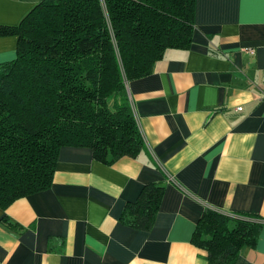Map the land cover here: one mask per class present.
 <instances>
[{
    "label": "crops",
    "instance_id": "crops-1",
    "mask_svg": "<svg viewBox=\"0 0 264 264\" xmlns=\"http://www.w3.org/2000/svg\"><path fill=\"white\" fill-rule=\"evenodd\" d=\"M40 1L0 0V25ZM194 5L190 47L126 84L144 149L104 162L61 147L46 189L0 207V264H213L191 242L207 209L254 218L234 264H264V0ZM17 41L0 35V64ZM146 186L162 188L147 230L120 219Z\"/></svg>",
    "mask_w": 264,
    "mask_h": 264
},
{
    "label": "trees",
    "instance_id": "trees-1",
    "mask_svg": "<svg viewBox=\"0 0 264 264\" xmlns=\"http://www.w3.org/2000/svg\"><path fill=\"white\" fill-rule=\"evenodd\" d=\"M195 0H42L17 25L15 58L0 64V207L46 189L60 148L112 162L145 147L127 94L169 48L188 49ZM162 197L146 186L120 219L149 229ZM13 229L7 218H2ZM256 221L207 209L191 242L213 264H234Z\"/></svg>",
    "mask_w": 264,
    "mask_h": 264
},
{
    "label": "built area",
    "instance_id": "built-area-1",
    "mask_svg": "<svg viewBox=\"0 0 264 264\" xmlns=\"http://www.w3.org/2000/svg\"><path fill=\"white\" fill-rule=\"evenodd\" d=\"M245 50L248 51V52H250V53H253L254 52L253 48H245ZM261 97L264 98V92H262ZM238 109H240V107ZM134 118H135V116H134Z\"/></svg>",
    "mask_w": 264,
    "mask_h": 264
}]
</instances>
